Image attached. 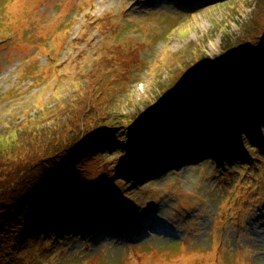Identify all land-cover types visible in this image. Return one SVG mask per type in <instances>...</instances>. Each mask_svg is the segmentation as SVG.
<instances>
[{
  "label": "rangeland",
  "instance_id": "rangeland-1",
  "mask_svg": "<svg viewBox=\"0 0 264 264\" xmlns=\"http://www.w3.org/2000/svg\"><path fill=\"white\" fill-rule=\"evenodd\" d=\"M183 1L0 0V264H264V0Z\"/></svg>",
  "mask_w": 264,
  "mask_h": 264
},
{
  "label": "trees",
  "instance_id": "trees-1",
  "mask_svg": "<svg viewBox=\"0 0 264 264\" xmlns=\"http://www.w3.org/2000/svg\"><path fill=\"white\" fill-rule=\"evenodd\" d=\"M247 31H248V27L246 29V32ZM246 40H247L248 43H250L249 42V37ZM247 42H245L244 44H246ZM234 44H233V46H235ZM237 47H234L235 49L232 47V48L224 51L222 53V56H218L217 58H208V57H206L205 59H206L207 64H213V67H216L217 69H219L222 65L218 66V64H220L222 62V60L224 59L225 56H227V58H228L229 56L231 57L232 53H236L237 52ZM200 57H201L202 61L205 60L203 55H201ZM184 63H185V61H184ZM183 64L179 65L180 68L183 66ZM195 66H196V64H195ZM201 70H202L201 67L196 68L193 65V68H189V69H186V70H181L182 72L183 71L184 72H183L182 78L179 81L174 80L173 78H171L169 81L166 82V84L163 86V90H164L165 94L170 96V101L165 103L164 106H163L164 109H166V111L170 112L172 106L181 107L182 105H185L187 102H189L191 100V99H187L186 98V89H185V88H187L186 84H188L187 82L193 77V74H195V77L191 80V82L196 80L197 77H198V74H200ZM221 75H222V73H220V77H218V80L221 79ZM213 81H215V77H214ZM169 89H172V92H170ZM230 116L232 117L233 114L230 115ZM247 116H250V115L247 114ZM242 118H243V116L242 117L241 116L240 117L237 116V119H239V121H238L239 124L243 123L242 122ZM93 136L94 135L88 136V138L86 139L84 145L88 144L90 140H93L94 139ZM118 142H119V140L115 141V144H117ZM42 193H39V196L51 199V197H49V195L42 194ZM0 206H1L2 210H3L2 213L0 214V220H1V225H0L1 231H0V233L1 234H3L2 231L6 232V230H7V224H6L5 220H4L5 218H9L13 223H15L16 220L20 219L21 213H23L25 216H27V215L29 216V215H32V214H37L32 208L28 207L26 204H23L20 201H16V202H14L12 205H10L8 207H6L5 203L0 204ZM57 212L58 211H57L56 207H54L50 211H47V209L43 205L42 210L39 211L38 214L39 215H44V214L50 215V214H55ZM5 232H4L3 235L6 236L7 232L6 233ZM0 239H3V238L0 237ZM5 240H6V238H5Z\"/></svg>",
  "mask_w": 264,
  "mask_h": 264
},
{
  "label": "bare ground",
  "instance_id": "bare-ground-1",
  "mask_svg": "<svg viewBox=\"0 0 264 264\" xmlns=\"http://www.w3.org/2000/svg\"><path fill=\"white\" fill-rule=\"evenodd\" d=\"M237 127V126H236ZM217 153V152H216ZM216 248H218V244L215 246ZM222 248V247H221ZM223 249H221V251H222ZM219 252V251H218ZM211 255L213 256H216L217 255V251L215 250V248L212 250V253H211ZM191 256V259H193V258H196V256H199V255H197V254H195V253H183V254H181V255H179V256H177V257H175L174 259H173V262L171 263V264H175V262H177V261H180V262H182L183 260H187L189 257ZM201 256H202V254H201ZM208 256H210V255H208ZM207 256V257H208ZM158 258H159V260H163L164 258L162 257V256H157L156 257V260H158ZM165 260V259H164ZM208 261H209V264H215V263H212V259H211V257H210V259H208ZM211 261V262H210ZM168 262L170 263L171 261L170 260H168ZM218 263H219V261H217Z\"/></svg>",
  "mask_w": 264,
  "mask_h": 264
}]
</instances>
